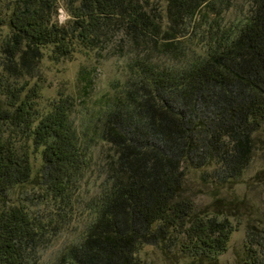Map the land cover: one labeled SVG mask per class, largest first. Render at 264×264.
I'll return each mask as SVG.
<instances>
[{
    "label": "trees",
    "instance_id": "16d2710c",
    "mask_svg": "<svg viewBox=\"0 0 264 264\" xmlns=\"http://www.w3.org/2000/svg\"><path fill=\"white\" fill-rule=\"evenodd\" d=\"M234 1L166 0L155 10L149 0H0L9 29L0 37V264H40L39 251L81 219L77 192L94 161L71 119L73 98L41 109L31 81L44 49L67 59L117 31L138 52L137 87L104 121L99 137L112 153L100 157L102 186L85 204L82 238L57 264H138L141 245L161 246L173 231L185 236L182 252L217 261L233 225L194 212L184 167L214 166L218 183L242 177L264 123V0L224 25Z\"/></svg>",
    "mask_w": 264,
    "mask_h": 264
},
{
    "label": "rangeland",
    "instance_id": "374dc122",
    "mask_svg": "<svg viewBox=\"0 0 264 264\" xmlns=\"http://www.w3.org/2000/svg\"><path fill=\"white\" fill-rule=\"evenodd\" d=\"M149 1L155 10L166 5V0ZM249 7L250 0H235L224 14V25L243 21ZM69 19L66 3L61 1L58 20L66 23ZM8 30L7 26L1 27L0 37ZM127 40L123 32L117 31L101 48L78 51L71 58L57 61L53 59L52 47H46L38 67V77L31 81L38 80L41 86L39 101L44 112L51 109L60 96L73 98L71 119L78 132L90 140L88 144L94 156L88 179L77 192L82 201L77 203L74 214L81 219L72 222L68 229L59 232L39 251L40 264H57L84 233L88 214L85 204L102 186L99 166L103 160L100 157L112 153L99 137L104 121L118 97L137 87V83L131 81L136 79L133 62L137 60L138 52L128 46ZM188 45L194 49L193 42L187 43L186 47ZM160 58L162 64L175 63L168 57L158 56L154 60L160 63ZM1 67L0 57V71ZM254 139L251 162L238 179L218 183L212 175L214 166L184 167L185 195L193 200L194 212L204 217L228 220L233 225L227 248L217 261L210 262L208 258L199 259L182 252L179 243L186 240L185 236L173 231L171 238L161 246L141 245L137 254L138 264H264V123L255 132ZM37 207L40 209V205H30L31 209ZM44 207L45 211L51 209V206H41V209Z\"/></svg>",
    "mask_w": 264,
    "mask_h": 264
}]
</instances>
